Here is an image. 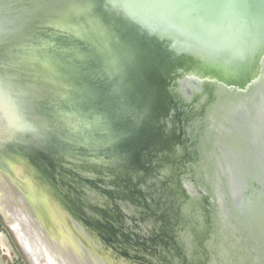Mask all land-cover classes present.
<instances>
[{
	"label": "water",
	"instance_id": "1",
	"mask_svg": "<svg viewBox=\"0 0 264 264\" xmlns=\"http://www.w3.org/2000/svg\"><path fill=\"white\" fill-rule=\"evenodd\" d=\"M129 2L214 7L142 19L105 7L101 28L75 10L36 19L35 0H0V38L15 34L21 61L8 75L47 87L40 103L67 112L63 129L29 113L43 135L11 129L4 148L50 172L81 167L96 194L123 201L126 245L142 244L126 223L144 219L145 249L115 255L123 264H264V0ZM45 58L58 59L59 78ZM10 232L0 219V261L25 264Z\"/></svg>",
	"mask_w": 264,
	"mask_h": 264
},
{
	"label": "bare ground",
	"instance_id": "2",
	"mask_svg": "<svg viewBox=\"0 0 264 264\" xmlns=\"http://www.w3.org/2000/svg\"><path fill=\"white\" fill-rule=\"evenodd\" d=\"M41 56L44 57L46 55L41 54ZM45 59L47 60L48 58ZM48 60L55 63L57 74L54 75L59 78L61 70L58 69V59ZM77 103L73 102V105L78 107ZM33 112L41 115L42 118L45 116V121L49 123L51 128L53 124L57 129H63L64 123L62 121H64V112H66L63 106H48L47 103H39ZM70 117L77 119L74 116ZM53 134L55 136V133ZM53 134L48 130L46 132L47 139L52 140L54 138ZM1 160L10 165L12 172L7 167L8 165ZM13 165L15 164L12 162L8 163L7 158L0 157V216L12 229L18 231V238L19 233L23 236L19 243L32 262L40 261L46 264H100L98 261L102 260L101 264H121L119 261H114L117 258L113 257L114 255L106 254L105 256L104 249L100 245L96 243L93 247L92 241L88 242L82 238V234H84L82 226L76 224L70 215L63 214L67 210L63 208L60 201H53V198L49 196V190L45 193L46 197L44 195H42L44 197H37V201H34L33 195L28 196L27 190H31V187L27 182V178L25 177L24 179L19 168L16 165L13 167ZM76 169L79 172L74 171V169V175L81 173V167L76 166ZM86 170L84 171L85 174L89 173ZM84 172L82 171V174ZM74 177L77 179V176ZM80 179L82 178L79 174L78 181ZM95 184H99V182L95 180ZM73 187L80 188V186L72 185L71 194H80V191L75 188L73 190ZM88 191L91 192L90 190ZM94 196L96 198L91 199V193L86 192L85 198L92 201L101 200L99 193H95ZM32 202H36L37 206L33 205ZM119 207L123 213V204ZM87 236L90 238V234L87 233ZM3 246H5L4 243ZM101 255L103 259H101Z\"/></svg>",
	"mask_w": 264,
	"mask_h": 264
},
{
	"label": "flooded vegetation",
	"instance_id": "3",
	"mask_svg": "<svg viewBox=\"0 0 264 264\" xmlns=\"http://www.w3.org/2000/svg\"><path fill=\"white\" fill-rule=\"evenodd\" d=\"M43 118H45V116ZM27 138H29V136H27ZM4 155L14 158L18 157L13 161V164H15L17 168H19L23 178H27V182L31 187V190H27V195H33L34 201H37V197H44L45 193H47V191L49 190V196L53 198V201H60V204L63 206V208L68 211H64L63 214H70L73 219H76L78 225L82 226V228L84 229L82 238L87 240L88 242L92 241L93 247L97 243L104 250H109L113 252L114 255H117L119 257L123 254V251L128 249V246L126 245V242L128 241L123 242V213L122 211H120L121 209L119 207L121 206V204H123V201L118 200L115 196H113L112 198L114 199H112L111 196H107L105 195V193H102L100 191H98V193L101 200L103 201H92L88 199L86 200L85 196L83 195L85 189L84 186L88 187V185L92 184L93 186L91 192L93 193V195L91 199L96 198L94 196L96 190H94L93 187L98 184H95V179L92 178L89 181L87 180L88 185H84V183L79 182L81 180L83 181V179H80L79 181L77 180L79 178V174L76 173L77 175H74L73 168L66 167L65 169L62 166L61 169L54 168L53 171L50 172L47 167H43L38 164L33 165L31 164V162H25L21 158V150L17 145H14V147H8L7 151L3 147V149L0 150V157H3ZM74 176H77V179ZM72 185H76L77 187L83 186L82 188H79L80 194H74V191V195L71 194L70 190ZM104 189L110 191V189H107L106 187ZM87 192L90 193L88 190ZM58 193H60L61 196L58 195ZM32 203L33 205L37 206L36 202ZM76 203L79 205L75 206ZM91 207L92 210H89V208ZM126 207H128V205ZM60 216L64 217L63 215ZM0 219L2 222H5L1 216ZM139 220H142V223H140ZM143 220L144 219H139L136 215L131 217V223L135 225L136 228L141 229L138 234L141 235L142 240L141 238L139 240L142 241V244H137L136 247H134L133 245H129L130 248L137 250L139 249V247L144 248L146 246L145 244H147V240L150 238L149 233L146 234L142 232L141 225H145ZM10 229L12 231L10 232L11 242L17 254L25 262V264H29L27 257L14 238L15 234H18V231L12 229L11 227ZM87 233L90 234V238L87 236ZM153 247L154 245H151V248ZM9 253L13 256V253L11 251ZM22 255L25 256V259H23ZM114 261H119L121 264L123 263V261L119 260L118 258H115ZM138 262L141 264H146L144 261ZM0 264L3 263L0 261Z\"/></svg>",
	"mask_w": 264,
	"mask_h": 264
},
{
	"label": "snow or ice",
	"instance_id": "4",
	"mask_svg": "<svg viewBox=\"0 0 264 264\" xmlns=\"http://www.w3.org/2000/svg\"><path fill=\"white\" fill-rule=\"evenodd\" d=\"M105 7H111L115 12L134 19H142L148 14L158 17L164 13L179 18H197L200 15L198 9L210 10L214 6L171 3L144 5L131 3L129 0H108L107 3L104 0H79V2H76V0H35L34 16L36 19H45L63 16L68 11L75 10L89 16L93 23L103 28L106 26V21L100 10ZM209 18H214L211 12H209ZM10 35L15 34H6L3 38H0V95L4 100L5 111L12 115L9 125H6L4 131L0 132V150L9 140L14 138L10 134L11 129L16 131L31 129L37 136H42L43 130L46 128L45 122L38 118L34 123L30 122L31 117L28 114L33 112L35 106L47 95L48 88L37 83L23 87L18 84L19 73H16L15 77L8 75L10 69L16 68L21 63L15 51L17 45L9 39ZM251 51L252 49L249 48L248 52L251 53Z\"/></svg>",
	"mask_w": 264,
	"mask_h": 264
},
{
	"label": "rangeland",
	"instance_id": "5",
	"mask_svg": "<svg viewBox=\"0 0 264 264\" xmlns=\"http://www.w3.org/2000/svg\"><path fill=\"white\" fill-rule=\"evenodd\" d=\"M0 104L2 105V103H1V101H0ZM3 104H4V101H3ZM5 117H6V119H8V121L10 120H12V115H11V113H7L6 111H5ZM10 123V122H9ZM4 158V157H3ZM3 163H5V164H7L4 160H1ZM8 166L7 167H9L10 168V171L12 172V170H11V167H10V165L9 164H7ZM15 165H13V167H14ZM12 167V168H13ZM26 181V180H25ZM66 182V181H65ZM77 187V186H76ZM73 188H75V187H73ZM75 189H77V190H80V189H78V188H75ZM84 203V202H83ZM103 209V208H102ZM123 219H124V214H123ZM126 221V219H124V221L123 222H125ZM60 223V222H59ZM126 225H128L129 227H131L132 226V224H131V222L130 221H128L127 223H126ZM15 233V232H14ZM18 233V232H17ZM22 235L19 233V238H18V236L15 234V236H14V238H15V240H16V242H17V244L19 245V247L21 248V250L23 251V253L25 254V256L27 257V260H28V263L29 264H34V262H32L31 260H30V258L28 257V255H26V252L23 250V248H22V246L20 245V243H19V241H21V239H22ZM129 245H132V243H128V247H130ZM104 253L106 254H110L111 256H113L114 254H113V252H111V251H109V250H104ZM25 256H23L22 255V257H23V259H25ZM104 256V255H103ZM106 256V255H105ZM101 257H102V255H101ZM113 257H116L115 255L113 256ZM101 259H103V257L101 258ZM30 260V261H29ZM99 260V259H98ZM102 260H100V261H98V262H100V264L102 263L101 262ZM32 262V263H31ZM35 264H46L45 262L43 263V262H40V261H36L35 262ZM123 264V263H122Z\"/></svg>",
	"mask_w": 264,
	"mask_h": 264
},
{
	"label": "crops",
	"instance_id": "6",
	"mask_svg": "<svg viewBox=\"0 0 264 264\" xmlns=\"http://www.w3.org/2000/svg\"><path fill=\"white\" fill-rule=\"evenodd\" d=\"M4 220V219H3ZM5 221V220H4ZM6 222V221H5ZM7 223V222H6ZM8 224V223H7ZM35 264V263H34Z\"/></svg>",
	"mask_w": 264,
	"mask_h": 264
}]
</instances>
